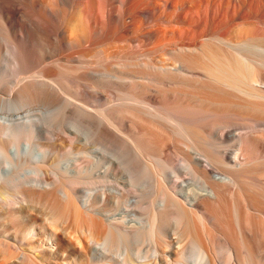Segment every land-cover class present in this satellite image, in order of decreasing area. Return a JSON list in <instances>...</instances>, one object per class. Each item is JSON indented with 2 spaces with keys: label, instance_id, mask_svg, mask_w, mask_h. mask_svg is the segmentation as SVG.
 Segmentation results:
<instances>
[{
  "label": "bare ground",
  "instance_id": "6f19581e",
  "mask_svg": "<svg viewBox=\"0 0 264 264\" xmlns=\"http://www.w3.org/2000/svg\"><path fill=\"white\" fill-rule=\"evenodd\" d=\"M89 84L118 99L89 110ZM20 110L128 113V148L94 122L107 145L49 180V150L20 145L42 127L0 123V264H264V0H0V113ZM180 143L187 180L163 155ZM94 172L110 193L78 199Z\"/></svg>",
  "mask_w": 264,
  "mask_h": 264
},
{
  "label": "rangeland",
  "instance_id": "374dc122",
  "mask_svg": "<svg viewBox=\"0 0 264 264\" xmlns=\"http://www.w3.org/2000/svg\"><path fill=\"white\" fill-rule=\"evenodd\" d=\"M63 76H65V78ZM59 79L61 81V85H63L62 88L64 89L63 91L59 90V92H60L59 94L60 95L63 94L61 97L63 99H65V101L73 100L72 98H68L66 96L69 95V93L71 92L70 90L72 89V86L74 85L75 81L72 78H70V76H68L67 74L59 75ZM63 82H64V84H63ZM67 82H68V84H67ZM69 84H70V89L68 86ZM92 85L93 84H91V85L89 84L90 87L87 86V87H89L87 90L88 93L86 92V94L82 95V98L84 96L83 100L86 97V100H85V102L87 104L86 107L89 110L94 111V109H96L98 107H102V106L106 105L108 102L115 101V99L116 100L118 99V96L115 93L117 92V94H118L119 89L113 88L115 90L114 91L112 88H108V89L102 88L101 89V87H99V89H98L99 91H98L97 90L98 86L93 87L94 85L93 86ZM91 86L93 88H91ZM68 90L70 91L69 93H68ZM100 93L103 95L106 93L104 96H106L107 101L103 99L105 104L103 103V100H101L102 98L100 97L101 96ZM112 94H114L113 95L114 99L111 97ZM108 99H109V101H108ZM92 107H94V108H92ZM20 112H21V114H20ZM109 114L110 113H108V114H104V113H97V114L96 113H93V114L92 113H89V114L88 113H83V114L82 113H80V114H78V113H76V114L75 113H72V114L71 113H54V114H52V113H49V114L31 113V114H29V113H23V111L20 110L17 113H11V114H9V113H2L1 114L0 113V123H4L3 121L5 119H9L12 121H17L19 123H22L24 125H30V123L31 124L34 123V124H38L39 126L42 127L40 129L41 135L40 134L38 136L37 135H28V134L22 135L20 138V145L23 146L25 143H30V144L32 143V145H37V146L40 145V146L49 150L48 155H47V158L49 159V163H48V166H47L48 169L46 172H47V178L49 180H51L54 178V174L62 173L60 171H64L65 167H67V166L70 168L73 167L74 169L77 166L78 167H84V165H86L87 161L91 160V156H93L94 153L99 152L103 149V147H104L103 145L106 144L105 141L103 142L99 138H97L98 140H96V137H95V139L91 137L92 139L90 138L87 141H85L83 139V137H84V135L87 134V132H89V130L87 131V129H89L88 127H90L91 125L93 126L94 122L101 121L103 119V115H109ZM124 114H126V115H124ZM111 116H114V119L116 120L114 122L117 123V125L114 123V126H111V125L109 126V124L107 125V123L104 122L103 120L101 121V124H102L101 127L106 129L107 131H109L110 135H112V137L110 136V139H113V140L109 139L110 143L107 142L108 146L111 145L109 148H115V146H114V144H115L116 146H118L117 149L125 148L127 146L126 144H128V142L125 144V141H128V139L126 140L125 138H128V137H126L127 134H124V133H129L127 130V127L130 128L129 123H128V121H130V119H129L130 116H128V113H123V114L122 113L121 114H119V113L118 114L117 113L112 114L111 113ZM229 117L230 116H227V119H226L223 116L224 119L222 118V120H228ZM237 119H239V117H237ZM78 120H79V122H78ZM230 120H228L227 125L229 123H231V122H229ZM244 120H242L243 122L239 123V124L231 123L233 125L227 126L228 127L227 131L231 132L233 135H237L238 133H240L242 131V129H247L248 127H246L247 125L246 126L244 125ZM82 122H83V126L81 124ZM90 122H91V124H89ZM245 122L248 123L249 121L246 119ZM76 123H78V125H75ZM79 124H80V126H79ZM130 124H131V121H130ZM241 124L244 126V128H242L243 126ZM115 125H116V127H115ZM234 125H236V126H234ZM250 125H251V123L249 122L248 126H250ZM46 130H48V131H46ZM121 130H122V132H121ZM125 131H127V132H125ZM77 132H78V134H77ZM69 135H70V137H69ZM124 135H126V136H124ZM52 136H54V137H52ZM71 136L72 137L75 136V137L72 138ZM114 140H115V142H114ZM112 141L114 142V144L112 143ZM87 142H89V143H87ZM226 142L230 143L231 139L226 140ZM92 143H94V144H92ZM230 144H232V142ZM180 145L181 146H179V144H177L176 145L177 147H175L178 150H174V147L165 149L163 151L164 152L163 155L165 156V158L170 163H172L175 170L177 171V174H179V177L187 180V179H190L191 177L189 176L188 172L186 171L185 164H184L183 160L181 159L180 153L182 152V150L180 147H182V144L180 143ZM126 148H128V146ZM74 166H76V167H74ZM30 167H32V166L29 165L27 167H24L25 169L22 168L21 172L23 173L24 171H26L27 168H30ZM78 167L76 169H81ZM98 170L101 171L102 168H100V169L98 168ZM69 184L73 185L74 193H75L76 197L80 200L85 199L88 195L95 197L97 195V189H99L102 186H104L107 193H110L109 188L105 186L106 182L104 183L102 178H100L99 174L96 172H94L93 175H90V174L88 175V174L84 173L81 176H79L77 181H70ZM127 190L129 191L130 189H126L125 192L123 191V193L126 195L129 194L128 197H131V193H132L131 191L132 190L129 192H127ZM11 193L15 194L13 191H11ZM126 195H124V197ZM21 204L22 203L19 202L17 206H14L11 209V211H15V210L19 209ZM122 208H123V206H122ZM122 208L121 207L118 208V207H115L114 205H111V206H109L108 209L110 210V212L112 214L118 215V214H120V211L122 210ZM6 212H7V210H6ZM26 215L27 214H24L20 223L25 224L27 222V220L30 221V220H34V218H36L35 216L30 217L29 215H27V217H26ZM35 215L38 216V214H35ZM38 221H40L39 218L37 219V223H39V224L42 223V222H38ZM166 221L168 223L169 220H166ZM166 221H164V237H165L164 240L169 241L170 237H172V235H171L172 230L169 227H172V224L169 222V224H171V225L169 227H165V225L166 226L169 225L166 223ZM2 229H4V231H2L3 235L12 240L13 239V237L11 236L12 230H9L7 227L2 228ZM11 243L16 248H20L24 252H27L29 254L31 253V254L39 257L38 252L33 250L32 246L24 244V242H21V243H19V241L13 242V240L11 241ZM176 244H177V242H176ZM176 244L174 243V245H176ZM178 245H180V244H177L176 246H178ZM64 255H66L65 252H64Z\"/></svg>",
  "mask_w": 264,
  "mask_h": 264
}]
</instances>
